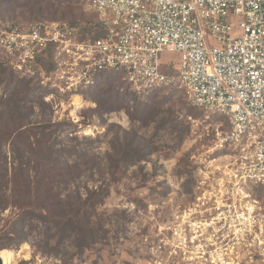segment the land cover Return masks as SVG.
<instances>
[{
  "label": "built area",
  "instance_id": "obj_1",
  "mask_svg": "<svg viewBox=\"0 0 264 264\" xmlns=\"http://www.w3.org/2000/svg\"><path fill=\"white\" fill-rule=\"evenodd\" d=\"M87 4L92 33L65 21L15 25L1 31L0 52L22 77L63 92L113 72L138 93L176 85L193 106L225 116L223 161L178 216L177 248L194 264H264V0ZM164 51L179 63L162 62Z\"/></svg>",
  "mask_w": 264,
  "mask_h": 264
},
{
  "label": "rangeland",
  "instance_id": "obj_2",
  "mask_svg": "<svg viewBox=\"0 0 264 264\" xmlns=\"http://www.w3.org/2000/svg\"><path fill=\"white\" fill-rule=\"evenodd\" d=\"M46 20L77 23L90 28L89 33L98 28L87 0H0V33ZM180 56L164 51L161 60L177 65ZM0 63V110L9 111L20 101L24 121L51 125L59 141L76 144L79 151L86 147L103 173L88 183L98 190L101 203L91 215L87 242L79 246L81 236L70 235L65 219L44 223L36 215L38 195L28 193L26 185L47 178L35 176L30 171L34 163L27 164L26 158L14 169L7 143L9 199L0 204V243L8 240L7 232L13 243L0 244V250H23L11 264H194L183 259L174 230L197 181L213 178L223 161L216 142L219 132L227 130L226 117L193 106L176 85L141 95L121 75L108 74L95 88L71 93L22 77L2 51ZM44 66L51 68L47 62ZM76 97H81L79 107ZM14 179L19 204L12 197ZM257 194L264 202V187ZM60 195L64 203L57 213L68 208L69 197Z\"/></svg>",
  "mask_w": 264,
  "mask_h": 264
},
{
  "label": "trees",
  "instance_id": "obj_3",
  "mask_svg": "<svg viewBox=\"0 0 264 264\" xmlns=\"http://www.w3.org/2000/svg\"><path fill=\"white\" fill-rule=\"evenodd\" d=\"M97 26L99 27V24ZM90 30V28L84 27V31L89 33ZM108 74L117 73H104L98 84ZM97 85L91 88H95ZM139 94L143 95L146 93ZM19 102L14 101V106L9 111L0 110V178L3 181L0 184V204L2 202L6 203L9 199L8 155L4 147L7 143H10L14 169H16V166H20L24 158H26L27 164L34 163L32 167L28 166L35 176H39L42 173L47 178L45 183L37 182L35 186L26 185L28 193L34 192V194L38 195L40 211L36 215L44 223H58L59 220L65 219L62 223L64 227L70 228L72 231L70 235L72 237L81 236V238L76 239L80 246L87 242V236L85 235L91 229V215L94 208L101 203V199L97 197L98 190L89 189L88 186L89 182H95L96 174L99 176L103 174L101 166L97 162V158H95L97 156L95 154L90 156L86 147L79 151L76 144H67L59 141V136L56 134V130L51 128V125L36 126L32 125L34 124L32 122L24 121L23 118L26 113H23L22 105ZM38 135L39 138L37 137ZM32 137L38 139L36 144L30 141ZM17 160H20V162L16 165L15 162H18ZM28 171L29 168L27 167L25 172L29 174L30 171ZM85 177L87 182L85 181L84 183ZM13 183L12 197H14V203L17 204L18 202L19 204L20 200L18 199L17 201L19 192L17 190V181L14 179ZM83 189L86 193L82 192ZM100 189H102L101 186ZM62 192H65L66 197H69L65 200L68 208L63 212L57 213L58 206L64 203L60 195ZM64 214L66 217H62ZM9 234L11 233H6L8 240L0 243L4 247L13 243L12 239L7 236Z\"/></svg>",
  "mask_w": 264,
  "mask_h": 264
},
{
  "label": "bare ground",
  "instance_id": "obj_4",
  "mask_svg": "<svg viewBox=\"0 0 264 264\" xmlns=\"http://www.w3.org/2000/svg\"><path fill=\"white\" fill-rule=\"evenodd\" d=\"M81 97H76L75 100L77 101L75 104L76 106H80L81 105ZM25 249V248H24ZM22 251H20L19 253L10 250V249H4L0 252V257H2L4 264H11L12 260L14 257L18 256V254L22 253Z\"/></svg>",
  "mask_w": 264,
  "mask_h": 264
},
{
  "label": "water",
  "instance_id": "obj_5",
  "mask_svg": "<svg viewBox=\"0 0 264 264\" xmlns=\"http://www.w3.org/2000/svg\"><path fill=\"white\" fill-rule=\"evenodd\" d=\"M0 264H3L1 257H0Z\"/></svg>",
  "mask_w": 264,
  "mask_h": 264
}]
</instances>
